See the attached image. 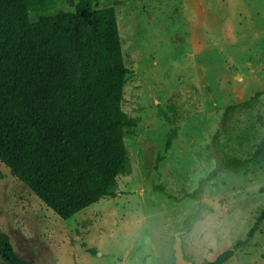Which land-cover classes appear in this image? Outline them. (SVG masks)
<instances>
[{"label": "rangeland", "instance_id": "1", "mask_svg": "<svg viewBox=\"0 0 264 264\" xmlns=\"http://www.w3.org/2000/svg\"><path fill=\"white\" fill-rule=\"evenodd\" d=\"M116 1L131 70L121 108L135 119L124 136L130 173L116 177L114 196L62 219L0 161V234L26 264H172L177 231L183 258L203 264L244 238L264 208V158L204 180L214 132L240 159L264 132V0ZM197 200L210 209L180 232ZM222 264H264V218Z\"/></svg>", "mask_w": 264, "mask_h": 264}, {"label": "trees", "instance_id": "2", "mask_svg": "<svg viewBox=\"0 0 264 264\" xmlns=\"http://www.w3.org/2000/svg\"><path fill=\"white\" fill-rule=\"evenodd\" d=\"M51 3L0 0V161L67 219L100 198L114 196L116 177L129 175L124 136L135 119L121 108L131 70L121 54L117 1L99 5L76 0L44 11ZM260 94L254 92L240 105L250 106ZM218 145L214 132L208 145L213 169L204 180L217 170L238 172L264 158V132L243 159L224 154ZM194 191L183 196L193 198ZM195 205L182 219L180 232L210 209L203 200ZM263 218L264 208L244 238L203 264H222L247 243ZM0 259L26 264L6 234H0Z\"/></svg>", "mask_w": 264, "mask_h": 264}, {"label": "water", "instance_id": "3", "mask_svg": "<svg viewBox=\"0 0 264 264\" xmlns=\"http://www.w3.org/2000/svg\"><path fill=\"white\" fill-rule=\"evenodd\" d=\"M172 250H173V263L172 264H192L190 261H187L183 258L182 250L180 247L178 231L174 235Z\"/></svg>", "mask_w": 264, "mask_h": 264}, {"label": "crops", "instance_id": "4", "mask_svg": "<svg viewBox=\"0 0 264 264\" xmlns=\"http://www.w3.org/2000/svg\"><path fill=\"white\" fill-rule=\"evenodd\" d=\"M74 0H52V3L47 6L46 8H44V11H48V10H51L53 8H56L58 6H60L61 4H65V3H71V4H68V5H72Z\"/></svg>", "mask_w": 264, "mask_h": 264}]
</instances>
